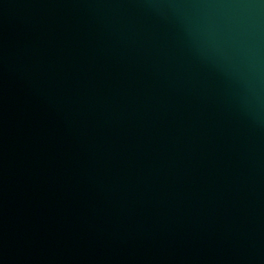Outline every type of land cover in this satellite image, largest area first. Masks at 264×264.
<instances>
[{
  "label": "water",
  "instance_id": "1",
  "mask_svg": "<svg viewBox=\"0 0 264 264\" xmlns=\"http://www.w3.org/2000/svg\"><path fill=\"white\" fill-rule=\"evenodd\" d=\"M0 264H264V0H0Z\"/></svg>",
  "mask_w": 264,
  "mask_h": 264
}]
</instances>
